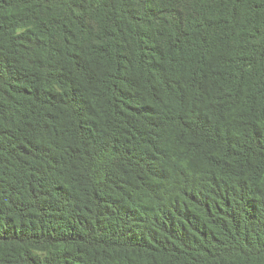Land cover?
Segmentation results:
<instances>
[{
  "label": "trees",
  "instance_id": "obj_1",
  "mask_svg": "<svg viewBox=\"0 0 264 264\" xmlns=\"http://www.w3.org/2000/svg\"><path fill=\"white\" fill-rule=\"evenodd\" d=\"M0 264H264V0H0Z\"/></svg>",
  "mask_w": 264,
  "mask_h": 264
}]
</instances>
